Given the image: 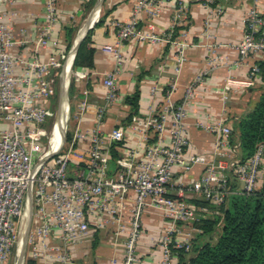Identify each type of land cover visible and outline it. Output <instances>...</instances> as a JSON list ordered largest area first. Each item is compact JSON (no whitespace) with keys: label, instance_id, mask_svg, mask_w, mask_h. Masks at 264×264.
<instances>
[{"label":"built area","instance_id":"2783aa9c","mask_svg":"<svg viewBox=\"0 0 264 264\" xmlns=\"http://www.w3.org/2000/svg\"><path fill=\"white\" fill-rule=\"evenodd\" d=\"M15 2L0 0V264H8L18 245L29 190L34 207L29 240L34 256L43 259V264H78L72 257L71 247L85 237L92 226H102L116 219L130 194L133 198L129 207L131 225L124 243L122 264L139 262L137 250L142 216L148 208L160 210L171 220L160 239L163 247L160 264H170L172 246L189 249L192 242L191 239L173 240V235L179 231L177 222L193 227L200 211L208 216L218 213L215 209L197 207L190 199L203 198L220 206L227 204L232 195L250 194L258 189L263 178L264 142L258 144L251 158L241 161L240 144L231 141L232 121L207 116L196 121L195 127L212 134L214 142L209 152L191 150L187 135L189 105L195 89L203 82V74H198L187 85L181 102L169 98L161 110L151 108L144 128L151 130L156 139L144 147L142 154L131 152L127 159L119 160L115 172L110 171L109 154L98 131L77 129L63 153L47 157L58 148L56 145L38 155L43 150L42 139L48 135V148L51 141L50 133L43 127L53 93L51 70L63 66L57 54L59 42L53 36L59 22V9L55 0H46L45 23L34 41V55L23 62L13 49L28 41L15 38L13 17L16 12L7 10ZM148 2L136 0L130 20L116 24L121 41L137 35L138 14ZM243 23L245 34L232 46L237 52L236 67L248 64L252 54L264 50V39L257 36L258 27L264 24L258 10H248ZM148 37L155 40L154 36ZM40 47L52 49L45 61L39 57ZM104 48L118 53L112 45ZM20 63H23L21 72ZM180 69L178 67L177 71ZM258 72L254 67L251 76ZM72 74L76 79L86 76L76 70H72ZM251 83L229 77L224 87L229 90L235 85ZM103 85L106 93L104 102L97 107L98 120L118 98L116 72L107 73ZM122 132V127L113 130L112 140H121ZM76 140L88 144L85 152L73 147ZM81 162L86 165L82 166ZM178 171L181 176L176 180ZM194 172L197 176L189 178ZM174 191L176 195L172 196Z\"/></svg>","mask_w":264,"mask_h":264},{"label":"crops","instance_id":"0c3cea01","mask_svg":"<svg viewBox=\"0 0 264 264\" xmlns=\"http://www.w3.org/2000/svg\"><path fill=\"white\" fill-rule=\"evenodd\" d=\"M55 1L59 9V22L53 36L59 42L58 57L63 60L60 77L63 84L67 76V84L76 88L72 95L76 106L72 139L77 129L98 131L104 138L111 172L116 171L119 160L127 159L131 152L138 151L142 154L144 147L156 139L151 130L146 131L144 128L151 108L161 110L169 98L181 102L187 85L198 74H203V82L195 89L191 99L187 127L192 152H209L214 142L212 134L195 127L196 121L207 116L231 122L254 108L260 95L264 93V76L260 67L261 64L264 65V50L252 54L248 64L236 67L234 62L237 52L232 47L245 34L243 17L248 10L256 8L264 16V0H149L138 14L137 35L124 41L119 39L116 24L130 20L136 0H103L98 15L100 18L97 17L94 27L90 29L92 33L89 46L96 49L94 66L90 69L74 67L77 53L74 56L72 49L75 40H72L73 45L67 50V28H74L78 19L89 10L78 31L79 35L82 34L84 28L94 20L93 18L84 25L98 0L93 5L90 4L92 0ZM45 7L46 0H16L7 7V10L16 12L13 17L15 38L28 41L13 49L23 62L34 55V41L45 23ZM101 20L103 22L96 25ZM142 35L145 37L142 38ZM148 36H154L155 40ZM257 36L264 39V24L258 27ZM105 45H112L118 53L106 51ZM39 51L40 59L45 61L52 49L40 47ZM71 55V65L66 75V64ZM178 67L181 68L180 71H177ZM254 67L259 72L251 76ZM22 68L23 63H20V72ZM72 70L84 72L86 76L76 79ZM111 71L116 72L118 98L107 106L102 119L98 120L97 107L104 102L106 93L103 79ZM229 77L252 83L248 86L235 85L225 90ZM135 94L138 95L137 108L127 101L128 97ZM83 104H86L84 108L81 107ZM120 127L123 129L122 139L112 140L111 132ZM73 147L85 152L88 144L76 140ZM113 150L118 153L116 158L112 157ZM81 165L86 164L81 162ZM175 176L178 180L181 172L178 171ZM196 176L197 173L194 172L189 178ZM263 180L264 163L260 186ZM172 195H176L175 191ZM132 203L130 194L121 212L116 214V219H110L102 226H92L88 234L71 247L72 257L78 264H122L124 243L131 225L129 207ZM200 217L208 215L200 211ZM25 220L20 233L24 242ZM170 222L158 209L148 208L144 211L138 240V264L162 262L163 247L160 239ZM177 226L179 231L173 235L174 241L186 240L187 234L194 238L197 235V229L188 224L177 222ZM56 243L59 244L60 241L57 239ZM190 249L191 247L188 250ZM191 255L192 253H188L187 258ZM38 262L43 264L44 260L38 259ZM170 264H181L173 252Z\"/></svg>","mask_w":264,"mask_h":264},{"label":"trees","instance_id":"16d2710c","mask_svg":"<svg viewBox=\"0 0 264 264\" xmlns=\"http://www.w3.org/2000/svg\"><path fill=\"white\" fill-rule=\"evenodd\" d=\"M95 1L92 0L90 4L93 5ZM67 29L68 50L74 37V28ZM91 33L92 30L78 49L74 61L76 69L94 66L96 49L89 46ZM260 67L264 76V65ZM137 99L138 95L135 94L128 97L127 101L137 108ZM232 122L234 130L231 141L239 142V157L244 162L254 155L258 144L264 142V93L254 108L232 119ZM117 156L118 153L113 150L112 157ZM189 201L197 207L215 209L218 213L200 217L194 223L197 236L192 239L190 250L172 246V252L181 264H264V180L250 194L232 195L225 205L216 206L203 198ZM188 253H192L189 258Z\"/></svg>","mask_w":264,"mask_h":264},{"label":"rangeland","instance_id":"374dc122","mask_svg":"<svg viewBox=\"0 0 264 264\" xmlns=\"http://www.w3.org/2000/svg\"><path fill=\"white\" fill-rule=\"evenodd\" d=\"M90 5V4H89ZM88 9V8H87ZM87 12H85V14H83V16L81 18L78 19V21L75 23V34H74V39L75 40L78 31L80 29V26L82 24V20L84 19V17L86 16V14L88 13L89 10H86ZM101 14V12H100ZM100 17H98L99 19ZM73 41L71 46L73 45ZM71 48V47H70ZM51 77H54V81H53V93L50 96V104H49V111H48V119L47 121L43 124V127L46 129V131L48 132V134L50 133L52 126H53V121L55 118V114L57 112V110L59 109V106L62 102V95L63 92H66V96H67V109L65 112V116H64V121L62 122V134L59 133L56 135L57 138L60 139L58 141L57 144V149H54L52 152V155H58L59 153H63L65 150H67L69 148L70 145V141L72 140V130H73V125H74V112H75V103L73 102L72 99V95L74 92H76V88L70 87V85L64 86L62 84V80L60 77V68L59 69H52L51 70ZM72 99V100H71ZM66 117V120H65ZM56 138V137H55ZM48 135L46 137H44L42 139V143L41 146L43 147V150H41V152H38L39 154H42L46 151H49L48 148ZM57 150V151H56ZM203 207V206H202ZM32 209H34L33 204H32ZM25 210H26V214L28 215V195L26 196V200H25ZM25 222L27 223V219L25 220ZM189 225V224H188ZM191 228L196 229L195 225L193 224V227L191 225H189ZM23 227V226H22ZM197 235H195L196 237ZM30 234L28 236V240H27V244L25 246V251L23 253V258L22 261L21 259L18 257L17 255V250L14 249L13 253L10 256V259L8 261V264H40L38 262V258L34 256L33 254V245L29 240ZM194 236H192L191 234H187L186 239H193ZM33 240V239H32Z\"/></svg>","mask_w":264,"mask_h":264},{"label":"bare ground","instance_id":"6f19581e","mask_svg":"<svg viewBox=\"0 0 264 264\" xmlns=\"http://www.w3.org/2000/svg\"><path fill=\"white\" fill-rule=\"evenodd\" d=\"M97 15H98V11L96 13H94L93 15H89V17L87 18V20L85 21V24L84 25H87L93 18L94 20L97 18ZM86 28H84L82 34L84 33ZM81 33V32H80ZM82 34H78V38H80L82 36ZM71 59H72V55H71V58L69 59L68 63L66 64V75H68L69 73V69H70V65H71ZM65 75V74H64ZM67 76H65L64 80H63V85L66 86L67 84ZM68 85V84H67ZM67 88V87H66ZM66 109H67V101L65 99V97H63L62 99V102L59 106V109L57 110L56 114H55V118H54V121H53V126H52V129L50 131V147L49 149L52 150V148H54L56 146V144L58 143L59 139H60V136H59V139L57 138V134L60 133L62 134V122L64 121V116H65V112H66ZM65 120H66V117H65ZM56 137V138H55ZM23 242H24V237L21 236L19 238V244L17 246V255L19 258H21V255L23 254V252L21 254H19L20 251H22L23 249ZM23 262V261H22Z\"/></svg>","mask_w":264,"mask_h":264},{"label":"water","instance_id":"95a60500","mask_svg":"<svg viewBox=\"0 0 264 264\" xmlns=\"http://www.w3.org/2000/svg\"><path fill=\"white\" fill-rule=\"evenodd\" d=\"M103 0H98L94 9L92 10L91 12V15H93L94 13H96L98 11V15H99V11H100V7H101V4H102ZM97 15V17H98ZM97 21V18L95 20H92L90 22V24L87 25L84 33L82 34V36L80 38H78V35L75 39V42H74V46H73V49L72 51L74 52V56L76 55L82 41L85 39L86 35L88 34V32L90 31V29H92L95 25ZM65 97V99L67 100V96H66V92L64 93L63 92V95H62V98ZM53 153H50L48 154V158H50L52 156ZM41 164H39L36 168H39ZM32 217H33V209H32V192L31 190H29L28 192V215H27V223H26V234H25V242H24V249H23V253L25 251V246L27 244V240H28V236L30 234V230H31V226H32ZM22 258H23V254L21 255V261H22Z\"/></svg>","mask_w":264,"mask_h":264}]
</instances>
